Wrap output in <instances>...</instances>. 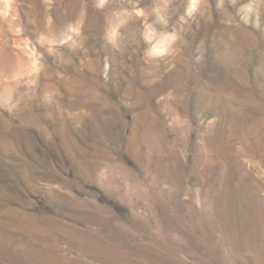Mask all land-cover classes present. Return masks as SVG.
I'll list each match as a JSON object with an SVG mask.
<instances>
[{"label": "rangeland", "instance_id": "374dc122", "mask_svg": "<svg viewBox=\"0 0 264 264\" xmlns=\"http://www.w3.org/2000/svg\"><path fill=\"white\" fill-rule=\"evenodd\" d=\"M0 264H264V0H0Z\"/></svg>", "mask_w": 264, "mask_h": 264}]
</instances>
